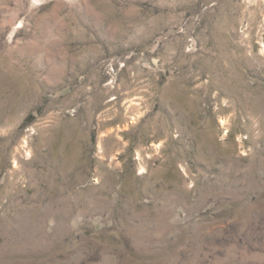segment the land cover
<instances>
[{
    "label": "rangeland",
    "instance_id": "rangeland-1",
    "mask_svg": "<svg viewBox=\"0 0 264 264\" xmlns=\"http://www.w3.org/2000/svg\"><path fill=\"white\" fill-rule=\"evenodd\" d=\"M0 264H264V0H0Z\"/></svg>",
    "mask_w": 264,
    "mask_h": 264
}]
</instances>
